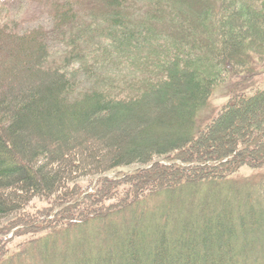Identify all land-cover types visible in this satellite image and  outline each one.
<instances>
[{
  "label": "trees",
  "instance_id": "16d2710c",
  "mask_svg": "<svg viewBox=\"0 0 264 264\" xmlns=\"http://www.w3.org/2000/svg\"><path fill=\"white\" fill-rule=\"evenodd\" d=\"M42 2L51 28L0 10V264H264V86L201 116L264 64V0ZM243 167L260 181H237ZM145 214L163 232L137 252L126 233Z\"/></svg>",
  "mask_w": 264,
  "mask_h": 264
},
{
  "label": "rangeland",
  "instance_id": "374dc122",
  "mask_svg": "<svg viewBox=\"0 0 264 264\" xmlns=\"http://www.w3.org/2000/svg\"><path fill=\"white\" fill-rule=\"evenodd\" d=\"M42 1L43 0H0V10H6L8 16L10 18H18L20 20V23L22 24V26L25 29L36 27L39 25H43L46 28H51L52 23H51V18H50V9L47 8V5H45L44 2H42ZM2 13H5V12H2ZM2 20L3 19L0 18V21H2ZM255 86H264V64L259 65L256 68L255 73H253V75H251V76H248L246 79L241 77V76H234V77H231L225 84L219 85L215 89V91L213 92L207 108L201 112V116L211 117V116L215 115L217 113V111L220 110L222 105L228 100V98L230 97V95L233 92H238V91L239 92H241V91L248 92L252 88H254ZM157 108L158 107H153V109H151V110L154 111ZM151 117L152 116H150V118ZM235 121L237 122L238 120H235ZM220 125H218L217 128L220 127ZM31 135L34 138V136H35L34 132H32ZM31 141H33V140H31ZM159 160H160V162L165 161L164 157H160ZM175 162L178 163L180 161L176 160ZM180 163H183V162L181 161ZM137 168H138V166H134V165L117 167V168H114V169L108 171L106 176L113 177V176H115L117 174H121V173L134 172V171L138 170ZM142 168H144V167H142ZM262 173H263V170H255V169H251L249 167H243L234 176H235V179H237V181H239L243 185V184H252V183H256V182L258 183L262 177ZM164 175H166V174H164ZM94 178H95L94 175L91 176L88 174V175L80 176L79 178H77V180L83 186V188L87 187L90 192H93L94 189H96L95 184L97 183L96 180H93ZM224 196H226V195L224 194ZM175 198H176L175 203L177 205L178 200H179V196H177ZM222 199H223V196L218 198L219 201H221ZM158 202H160V201H158ZM239 203L240 204H237L235 202V200H232L231 206L228 205L224 209L225 211L222 214V218L226 221V224L229 226L231 224H233V222H234V220H233L234 219V215H233L234 213L232 214L231 212L235 211L237 216H238L239 213H241L243 211V209L245 208V204H243V203H246V202H244V198H242ZM251 204L252 203L250 202V205ZM140 207H138V206L137 207H131V210L129 209V211H127L125 213L126 221L129 220L128 215H130V213L133 214V212L135 213L137 210H139ZM211 208H212V206H210V211H207L208 213H206L205 216L211 218V220H212L214 214H211V211H214V210ZM234 208H235V210H233ZM257 209L260 210L261 207L258 206ZM262 212H260L261 215H260V219H259V224L264 226V212L263 213ZM185 217H186L185 214L180 215L177 212H173L171 215V218H172L171 220H173V219L182 220ZM145 218H146V220L142 221L144 223L140 226V228L138 230L133 231V233H132V231L126 233L129 235L131 234L134 238L137 239V249L135 250L137 252H139L138 250L140 249V247H143L145 245V243H146L145 239L146 240L148 239V234H151L154 239H158L159 238L158 235L163 232V226L161 223L158 222L157 218H153V220L149 219V218H147V214H145ZM6 220H7L6 218L0 219V227H1V225H3V222ZM198 225H199V222H198ZM195 228H197V227L189 226L185 229L186 232H184L183 230H178V232H177V230H176L174 235L175 236H178L179 234L183 235L184 233L187 234L190 231L195 232L196 231ZM171 230H172L171 227H169L165 230V234H166L168 239L171 238V232H170ZM230 230H231V227H230ZM126 234L123 233V231H121V230L118 231L117 237H116L115 241H113V244L116 245L118 250H121L120 248H118V247H120L119 243H121L123 241ZM17 239H21V237H18ZM72 239L73 238L71 237L70 239H67V241L73 242ZM229 243H231V242L229 241ZM208 247H209L208 252L214 253V248H212L211 245H208ZM31 253H32V251H31ZM31 253H30V255L27 254L28 258L29 257L30 258L31 257L32 258L37 257V255L35 253H32V254ZM140 255H141L140 253L139 254L137 253V255H136L137 259L139 260V261L137 260V263L142 264V262H141L142 260H141ZM183 257L184 256H179L180 259L184 260ZM34 260L36 262L38 261L37 258H34ZM22 264H26V263L24 262Z\"/></svg>",
  "mask_w": 264,
  "mask_h": 264
}]
</instances>
